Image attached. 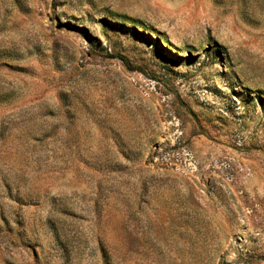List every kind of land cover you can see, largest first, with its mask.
<instances>
[{"label": "rangeland", "instance_id": "obj_1", "mask_svg": "<svg viewBox=\"0 0 264 264\" xmlns=\"http://www.w3.org/2000/svg\"><path fill=\"white\" fill-rule=\"evenodd\" d=\"M0 264H264V0H0Z\"/></svg>", "mask_w": 264, "mask_h": 264}]
</instances>
